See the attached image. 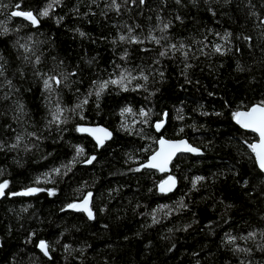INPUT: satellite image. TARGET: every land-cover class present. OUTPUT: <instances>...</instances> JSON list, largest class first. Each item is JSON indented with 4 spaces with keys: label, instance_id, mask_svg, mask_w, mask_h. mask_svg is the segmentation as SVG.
Returning a JSON list of instances; mask_svg holds the SVG:
<instances>
[{
    "label": "trees",
    "instance_id": "obj_1",
    "mask_svg": "<svg viewBox=\"0 0 264 264\" xmlns=\"http://www.w3.org/2000/svg\"><path fill=\"white\" fill-rule=\"evenodd\" d=\"M116 2L60 0L41 17L52 0H0V264H264L257 136L233 117L264 102V0ZM129 28L141 43L119 39ZM122 73L127 90L95 95ZM49 77L60 83L46 90ZM94 124L113 131L101 149L77 131ZM160 136L204 152L175 159L171 194L143 167ZM29 188L42 191L11 196ZM89 193L94 220L67 207Z\"/></svg>",
    "mask_w": 264,
    "mask_h": 264
},
{
    "label": "snow or ice",
    "instance_id": "obj_2",
    "mask_svg": "<svg viewBox=\"0 0 264 264\" xmlns=\"http://www.w3.org/2000/svg\"><path fill=\"white\" fill-rule=\"evenodd\" d=\"M139 3L140 5H143L145 3V0H132L133 4ZM227 2V0H226ZM60 0H52V3L48 5L47 8H45L43 11L39 13L41 17H47L49 15V10L53 8L55 4H59ZM176 3H180V0H176ZM111 6L119 11L120 5L116 2V0H111ZM17 8H19V5H16ZM12 17H23L26 20L30 21L32 25H36L39 23V20L37 19V16L34 15L31 11H13L11 12ZM159 19V18H158ZM179 19V17H177ZM261 23H264V21H261ZM169 27L168 23H164L162 28H160V31H165ZM5 32H7V29H4ZM132 29L129 28V36H124L121 35L119 39L121 41L124 40H129V42H135V43H141L137 37L132 36ZM82 36L84 33H80ZM231 34L226 33L224 39H227ZM130 37V39H129ZM152 40H154L157 44L160 43V40H158L155 36L150 37ZM247 39V38H246ZM21 47H24L21 45ZM172 49H175V45H171ZM183 45H181V48ZM27 50V49H26ZM216 52L220 53L222 51L221 46L217 45L214 49ZM166 52H161L160 55L164 56L166 55ZM187 55V53H185ZM37 58V62H38ZM3 75V70H2V65H0V76ZM162 75V73H161ZM145 80L147 77H143ZM130 77L124 73L121 74L119 79L115 80H109L101 83L98 87V90L95 92V95L99 97L101 93L108 87L109 84L112 85H120L122 88L127 90L125 81L129 80ZM131 79H135V77H131ZM9 85H11V82H8ZM59 84L60 80L56 79L55 77H49L48 79H45L43 81L44 88L46 90H51L52 89V84ZM92 93H89L91 95ZM87 103V99H85L82 104L78 105L77 107H83V104ZM20 110L23 109V105H20ZM124 111L130 112L131 109H125ZM62 109L57 108L56 112L53 114V123H61L64 121H61V114ZM141 115L146 116L147 113H145L143 110H141ZM233 117L235 118L236 122L240 124L243 128L245 129H252L253 131L259 133V142L254 143L249 145L250 149L252 150L253 153H255L256 161L258 163V166L261 170V172H264V102H261L260 104L254 105L250 110L247 112H242V111H237L233 113ZM162 127V122L156 124L157 130H159ZM77 131L79 132H88L95 136V139L99 145H103L106 139H109L111 137V133H109L106 129L103 128H86V127H78ZM21 137H17V143H19V140ZM159 144L161 145V148L158 152H156L155 155H153L147 165H143V167H149V168H157L160 171H164L167 164L171 160V158L180 151H187V152H198L199 150L196 148H193L191 145H189L186 141H179V142H171V141H166L164 139H161L159 141ZM17 145H12V147H16ZM2 147V145H0ZM83 152V149H77V155H80ZM95 157H92L87 161V163H91L92 160H94ZM140 169H135V171H139ZM56 173H59L60 169H54L53 170ZM202 179V178H198ZM175 181L172 177H169L167 181H164L160 185V191L161 192H166V191H171V187L174 185ZM165 185H168L166 187ZM8 186V182L5 181L4 183H0V196L5 195L4 189H6ZM195 187V184L193 185ZM42 191V189L38 188H29L23 193H12V195H31L34 194L35 192ZM50 195H53L54 192H50ZM91 197V193L88 194L83 199V202L81 204H68L67 207L69 209H76L78 211H84L87 213L89 219H93V213L92 210L89 207V198ZM157 221L155 220V217L153 218V223H156ZM255 233H249V237H254ZM235 237H230L228 242L233 243ZM38 247L44 252L45 255H48V245L45 241H40ZM240 251H245L244 249H239Z\"/></svg>",
    "mask_w": 264,
    "mask_h": 264
},
{
    "label": "water",
    "instance_id": "obj_3",
    "mask_svg": "<svg viewBox=\"0 0 264 264\" xmlns=\"http://www.w3.org/2000/svg\"><path fill=\"white\" fill-rule=\"evenodd\" d=\"M17 10H19V11H24V10H21V9H18V8H16V9L13 10V11H17ZM13 11H11V12H13ZM31 12H32V11H31ZM32 13H33L34 15H36L34 12H32ZM14 18L23 19V20H25V21H27V22L30 23V21L26 20V19L23 18V17H14ZM37 19H38V17H37ZM38 20H39V19H38ZM34 26H35V27L39 26V23L36 24V25H34ZM257 104H260V103H256V104H254V105H257ZM254 105L250 106L248 109H241V110H239V111L247 112V111L250 110ZM164 118H165V119L167 118V113L165 114ZM234 122H235L236 125H238V126H239L240 128H242L243 130H246V131H248V132H252V133H254V134L257 136V139L254 140V141L252 142V144H254V143H258V142H259V139H260V137H259V133L253 131L252 129H245V128H243L240 124H238V123L236 122L235 118H234ZM87 128H103V129H106L109 133H111V137H110L109 139H106L105 142H104V144L101 146V145H99V144L97 143V141H96V139H95V136H93L92 134L86 132L87 135H88L90 138L93 139V141H94L95 144L97 145L98 149H101L102 147H104V146H105L109 141H111L112 138H113V131H112L110 128H108L107 126L103 125V124H94V125H90V126H88ZM161 139H164V140H166V141H171V142L186 141V142H187L189 145H191L193 148H196V149L199 150L198 152H187V151H180V152H177V153L171 158V160H170L169 163L167 164V166H166V168H165L164 171H160V170L157 169V168H149V167H147L149 170L157 171L160 175L165 176V178H164V179L158 184V189H159V190H160V185H161L164 181H167V180L169 179V177H172V178L174 179L175 183H174V185L171 187V191L162 192V193H165V194H171V193H174V192L178 189V187H179V181H178V179L174 176V174L172 173V164H173V162L175 161V159H176L179 155H181V154H190V155H193V156H202V155L204 154V152H203V150L200 149L199 147L194 146V145H193V144H192L187 138H176V139H172V138H167V137H165V136H160V137L158 138V141H157V148H156V150H155V151L149 156L148 161H147V164L149 163L151 157H152L153 155H155L156 152H158V151L160 150L161 145L159 144V141H160ZM254 155H255V153H254ZM255 159H256V157H255ZM256 162H257V161H256ZM257 165H258V163H257ZM258 167H259V166H258ZM259 169H260V168H259ZM263 173H264V172H263ZM165 186L168 187V185H165ZM23 192H25V191H19V192H13V193H23ZM160 192H161V191H160ZM11 196H12V197H18V196H26V195H12V194H11ZM84 198H85V197H84ZM84 198H83V199H84ZM83 199H82V200H79V201H77V202H75L74 204H81V203L83 202ZM92 203H93V199H92V197H90V198H89V207H90L91 210H92ZM71 210H72L73 212H76V213H84V214L88 217L87 213L84 212V211H78V210H76V209H71ZM92 213H93V212H92ZM93 216H94V215H93ZM90 220H94V218H93V219H90ZM39 249H40V248H39ZM40 251L44 254V252H43L41 249H40ZM44 255H45V254H44ZM46 256H47V257H50L49 251H48V255H46Z\"/></svg>",
    "mask_w": 264,
    "mask_h": 264
}]
</instances>
